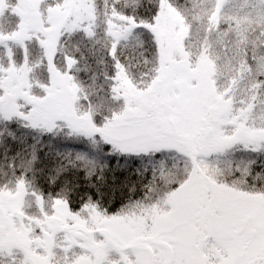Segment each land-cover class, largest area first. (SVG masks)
<instances>
[{"label":"snow or ice","instance_id":"snow-or-ice-1","mask_svg":"<svg viewBox=\"0 0 264 264\" xmlns=\"http://www.w3.org/2000/svg\"><path fill=\"white\" fill-rule=\"evenodd\" d=\"M0 264H264V0H0Z\"/></svg>","mask_w":264,"mask_h":264}]
</instances>
